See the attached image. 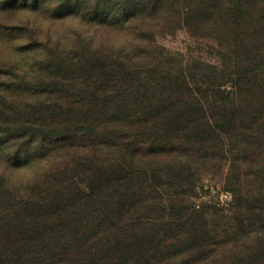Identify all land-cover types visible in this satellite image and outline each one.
Returning a JSON list of instances; mask_svg holds the SVG:
<instances>
[{"label":"trees","instance_id":"obj_1","mask_svg":"<svg viewBox=\"0 0 264 264\" xmlns=\"http://www.w3.org/2000/svg\"><path fill=\"white\" fill-rule=\"evenodd\" d=\"M15 12L127 39L22 46L3 73L0 264H264V0H0ZM180 28L221 67L156 44ZM211 173L233 199L221 235L196 202Z\"/></svg>","mask_w":264,"mask_h":264},{"label":"rangeland","instance_id":"obj_2","mask_svg":"<svg viewBox=\"0 0 264 264\" xmlns=\"http://www.w3.org/2000/svg\"><path fill=\"white\" fill-rule=\"evenodd\" d=\"M0 25L28 27L26 35H20L23 41L14 40L16 34L9 35L1 31L3 28L0 29V84L8 79L3 73H21L18 64H26L27 60L37 53L21 52L22 46L35 45L36 49L43 44L63 54H68L66 52L70 51L71 54H79V52L84 54L89 51L87 41L92 38L98 44H102L104 40L108 43L120 39L122 45L127 39L123 32L84 25L74 19L49 20L40 14L28 12L0 15ZM155 40L158 46L166 49L174 58L178 56L186 62L194 59L218 67L222 65L221 50L217 42L207 33L180 28L168 34L158 35ZM109 52L113 54L116 51L111 47ZM3 100L4 94H0V105ZM0 112H2L1 106ZM218 173L206 174L202 177L196 202L207 213L210 230L221 235L225 231L233 230L235 223L231 212L232 194L227 190L223 176Z\"/></svg>","mask_w":264,"mask_h":264}]
</instances>
